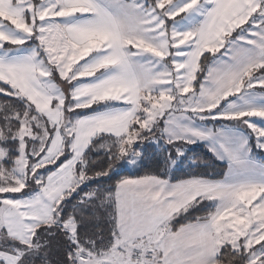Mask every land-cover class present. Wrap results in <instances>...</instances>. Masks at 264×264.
I'll list each match as a JSON object with an SVG mask.
<instances>
[{
    "label": "snow or ice",
    "instance_id": "snow-or-ice-1",
    "mask_svg": "<svg viewBox=\"0 0 264 264\" xmlns=\"http://www.w3.org/2000/svg\"><path fill=\"white\" fill-rule=\"evenodd\" d=\"M254 153L264 0H0V264H264Z\"/></svg>",
    "mask_w": 264,
    "mask_h": 264
},
{
    "label": "trees",
    "instance_id": "trees-1",
    "mask_svg": "<svg viewBox=\"0 0 264 264\" xmlns=\"http://www.w3.org/2000/svg\"><path fill=\"white\" fill-rule=\"evenodd\" d=\"M188 147L193 148L194 153L196 155L201 156L205 160H207L208 161V167L201 166L199 169L191 170V169H188V168L182 166L181 169L177 170L174 173V179H176V180L186 179L189 177L190 174H207L210 176H215L217 173L222 171V169H220L217 166L219 162H215V164H213V162L211 160V154L207 153L205 148H203L202 146L198 147L195 145H190ZM194 153L190 152L189 156L193 155ZM254 154L257 155L258 159H264V156L260 155L259 153H254ZM149 170L154 171L155 167L153 165H150L148 168L141 170L139 172V175H143L146 171H149ZM128 175L135 177L137 175V173L131 172L127 168H121L119 170V176H128ZM119 176H117L116 178L118 179ZM217 178H219V177L217 176ZM114 182H115V180H113V183ZM173 223H175V221ZM176 227H179V224H176Z\"/></svg>",
    "mask_w": 264,
    "mask_h": 264
},
{
    "label": "rangeland",
    "instance_id": "rangeland-1",
    "mask_svg": "<svg viewBox=\"0 0 264 264\" xmlns=\"http://www.w3.org/2000/svg\"><path fill=\"white\" fill-rule=\"evenodd\" d=\"M253 119L255 120V119H258V118H253ZM253 147L255 148L254 142H253ZM129 170H130V169H129Z\"/></svg>",
    "mask_w": 264,
    "mask_h": 264
}]
</instances>
